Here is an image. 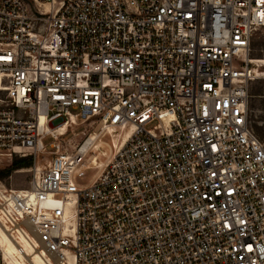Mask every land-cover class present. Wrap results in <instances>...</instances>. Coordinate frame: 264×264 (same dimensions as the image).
<instances>
[{
  "label": "built area",
  "instance_id": "2783aa9c",
  "mask_svg": "<svg viewBox=\"0 0 264 264\" xmlns=\"http://www.w3.org/2000/svg\"><path fill=\"white\" fill-rule=\"evenodd\" d=\"M263 28L264 0H0V157L52 156L3 194L10 236L44 264H264Z\"/></svg>",
  "mask_w": 264,
  "mask_h": 264
},
{
  "label": "rangeland",
  "instance_id": "374dc122",
  "mask_svg": "<svg viewBox=\"0 0 264 264\" xmlns=\"http://www.w3.org/2000/svg\"><path fill=\"white\" fill-rule=\"evenodd\" d=\"M250 59L260 68V76L250 87L249 118L255 133L260 139L264 140V28L256 31L251 38ZM85 132V127H76L73 130H69L64 140L67 141L72 137L79 139ZM87 132H91V129H88ZM108 140L109 138H106V141L109 143ZM51 143H54L53 139L49 138L45 141V144L48 145L49 152H53V149L49 147ZM101 153H107L104 147ZM51 157V154H46L44 159L38 158L36 160L34 156L29 155V151L25 150H16L11 156L0 157V191L5 192L7 190L27 188L34 177L33 170L37 166L36 162L38 166H45ZM100 159L103 160L104 158L100 156ZM24 162L29 163L30 166L21 168L14 167L15 164ZM8 227L4 220L0 218V228L6 230L9 235ZM7 251L8 249L5 245L0 243V264H11L6 257Z\"/></svg>",
  "mask_w": 264,
  "mask_h": 264
},
{
  "label": "bare ground",
  "instance_id": "6f19581e",
  "mask_svg": "<svg viewBox=\"0 0 264 264\" xmlns=\"http://www.w3.org/2000/svg\"><path fill=\"white\" fill-rule=\"evenodd\" d=\"M251 62L256 66L252 60ZM4 193H6V191H0V201L4 199ZM0 218H2L5 224L9 226L1 215ZM1 228L0 243L5 245V247L8 249L6 252V257L11 264H44L39 253L33 249L32 245H30L29 241L22 233H20L18 237L15 238L17 240H14L10 234H7L6 230H2ZM8 228L10 232V226Z\"/></svg>",
  "mask_w": 264,
  "mask_h": 264
},
{
  "label": "trees",
  "instance_id": "16d2710c",
  "mask_svg": "<svg viewBox=\"0 0 264 264\" xmlns=\"http://www.w3.org/2000/svg\"><path fill=\"white\" fill-rule=\"evenodd\" d=\"M28 166H30V164L27 163V162H24V163H21V164L17 163V164L14 165V167H16V168L28 167Z\"/></svg>",
  "mask_w": 264,
  "mask_h": 264
}]
</instances>
